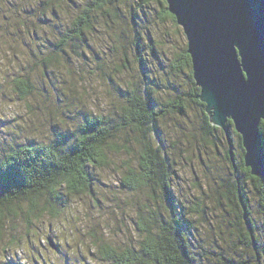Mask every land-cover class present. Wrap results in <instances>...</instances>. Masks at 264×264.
I'll return each instance as SVG.
<instances>
[{"label":"rangeland","instance_id":"obj_1","mask_svg":"<svg viewBox=\"0 0 264 264\" xmlns=\"http://www.w3.org/2000/svg\"><path fill=\"white\" fill-rule=\"evenodd\" d=\"M89 1L0 0V159L20 145L49 143L58 133H73L86 117L109 113L133 81L152 82L158 102L189 93L187 71L172 73L169 68L173 56L186 47V38L181 27L160 19L155 3L139 10L140 0H112L117 16L95 12L84 39L60 52L62 32ZM131 9L147 61L144 74L133 61ZM117 35L123 37L119 43ZM125 56L129 69L120 65ZM19 77L33 85L25 98L16 90ZM188 104L183 116L159 122L164 142L179 157L172 193L190 222L199 261L221 264L213 252L224 255L238 237L229 200L221 197L227 194L224 180L230 172L223 158L226 138L219 133L215 145L202 141L199 108ZM234 139L231 134L236 147ZM134 162L132 154L111 152L105 166L90 168L86 193L63 191L61 199L51 202L54 210L42 209L30 221L20 214L7 218L0 232V264H110L101 259L99 244L136 247L141 238L137 212L151 201L144 191L121 185L126 164ZM243 185L259 223L256 197L249 184ZM194 204H199L205 223L189 213Z\"/></svg>","mask_w":264,"mask_h":264},{"label":"trees","instance_id":"obj_2","mask_svg":"<svg viewBox=\"0 0 264 264\" xmlns=\"http://www.w3.org/2000/svg\"><path fill=\"white\" fill-rule=\"evenodd\" d=\"M152 3L159 6L161 20L169 19L177 25L174 16L168 12L165 0H140L137 7L143 10ZM95 12H101V17L109 14L116 17L118 14L112 7V0H90L62 32L57 44L60 52L68 43L84 39ZM130 14L134 29L133 61L144 74L147 61L139 32L134 27V10L131 9ZM121 37L116 36L118 43ZM148 50L153 56L152 45ZM120 65L129 69V59L125 56ZM169 68L172 73L187 71L189 93L175 94L158 102L152 82L144 78L139 83L133 81L130 87L126 85L121 101L109 113L86 117L70 135L58 133L49 143L24 144L5 154L0 159V169L6 171L3 183H0V232L10 216L20 214L30 221V216L37 217L42 209L54 210L51 202L61 199L63 191L74 195L86 193L91 187L90 168L105 166L111 152H124L132 154L135 162L134 165L126 164L121 185L131 191H144L151 205H145L144 210L141 208L137 212L136 229L141 236L137 246L117 249L101 243L98 245L101 259L110 264H203L193 244L196 239L188 217L172 193L171 180L177 173L179 157L164 142L159 122L169 116H183L188 103H191L199 108L202 141L215 145L224 131L209 123L204 104L198 99L199 88L192 78L186 47L173 56ZM15 84L21 97L32 93L33 85L27 79L16 78ZM226 128L230 139L231 134L236 139V147L232 144L236 171L233 170L226 141L223 158L230 172L224 180L227 194L223 193L221 197L229 200L227 207L234 213V228L238 237L237 242L233 240L231 244L234 248L228 249L224 255L219 251L213 253L220 257L221 264H264V176L250 175L249 169L244 166L240 136L230 120ZM261 137L264 150V134ZM244 183L249 184L256 197L259 223L251 211ZM198 205L194 204L189 213L200 215L199 221L205 223Z\"/></svg>","mask_w":264,"mask_h":264},{"label":"water","instance_id":"obj_3","mask_svg":"<svg viewBox=\"0 0 264 264\" xmlns=\"http://www.w3.org/2000/svg\"><path fill=\"white\" fill-rule=\"evenodd\" d=\"M165 1L186 38L198 99L209 123L224 131L234 172L228 120L240 136L244 166L263 177V139L256 124L264 116V0ZM233 43L241 47L247 81L239 74Z\"/></svg>","mask_w":264,"mask_h":264},{"label":"snow or ice","instance_id":"obj_4","mask_svg":"<svg viewBox=\"0 0 264 264\" xmlns=\"http://www.w3.org/2000/svg\"><path fill=\"white\" fill-rule=\"evenodd\" d=\"M232 53L234 56V59L239 67V74L241 76V78L244 81L248 80V71L247 69L244 67V59H243V53L241 52V47L239 45V43H233L232 44ZM230 115V114H228ZM232 116V115H230Z\"/></svg>","mask_w":264,"mask_h":264},{"label":"clouds","instance_id":"obj_5","mask_svg":"<svg viewBox=\"0 0 264 264\" xmlns=\"http://www.w3.org/2000/svg\"><path fill=\"white\" fill-rule=\"evenodd\" d=\"M261 118H264V116H262V117H260V118L258 119V122H257V124H256V129H257V131H258L259 133L264 134V124H262V123L260 122V121H261ZM66 135H70V133H68V134H66ZM16 171H17L18 176H19V178H20V173L18 172V170H16ZM5 173H6L5 170L0 169V183H3V176H4Z\"/></svg>","mask_w":264,"mask_h":264}]
</instances>
